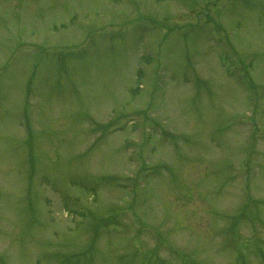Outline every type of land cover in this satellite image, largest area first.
<instances>
[{"label": "rangeland", "instance_id": "374dc122", "mask_svg": "<svg viewBox=\"0 0 264 264\" xmlns=\"http://www.w3.org/2000/svg\"><path fill=\"white\" fill-rule=\"evenodd\" d=\"M214 2L0 0V264H64L54 256L75 257L91 248L87 238L94 235L98 249L87 252L92 264H110L114 254L129 251L134 258L127 264H140L138 254L148 248L158 264H182L167 242L191 260L189 253L196 254L194 264H235V249L219 250L235 241L233 227L248 239L264 232V205L257 206V197L264 198V158L263 171L252 174L260 167L251 139L258 130L234 122L250 111L264 131V0ZM198 12L214 24L200 21ZM219 58L240 61L249 82L241 65L226 76ZM30 135L35 157H27L22 142ZM240 135L253 146L250 153L256 150L250 201L221 158H242ZM211 144L219 154L205 150ZM160 164L167 170L145 180ZM116 171L138 177L146 193L140 215L166 241L140 229L132 212L98 236L93 218L77 213L102 208L96 215L108 221L103 207L119 197L121 206L133 205L131 189L118 186L116 193L100 188L98 199L78 184L69 192L81 175ZM68 195L76 210L63 222ZM245 242L240 248L253 254L245 259L260 264L259 252Z\"/></svg>", "mask_w": 264, "mask_h": 264}]
</instances>
